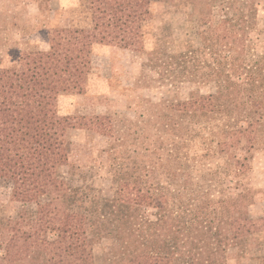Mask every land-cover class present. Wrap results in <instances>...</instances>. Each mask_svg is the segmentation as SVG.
<instances>
[{
  "label": "trees",
  "instance_id": "1",
  "mask_svg": "<svg viewBox=\"0 0 264 264\" xmlns=\"http://www.w3.org/2000/svg\"><path fill=\"white\" fill-rule=\"evenodd\" d=\"M150 1L83 0L86 26L58 32L47 48L31 50L25 64L0 66V186L21 205L14 217L0 218V264H226L229 249L264 230V216L255 219L248 211L247 174L264 140L263 70L252 75L243 63L254 0H164L194 11L203 45H220L232 61L230 73L214 70L213 92L169 104L174 113L208 120L193 128L200 149L191 152L189 141L176 135L182 147L167 148L174 166L164 178L155 174L156 162L146 163L120 179L111 198L61 173L69 129L96 131L110 148L119 137L111 115L53 113L50 96L69 91L77 74L89 70L94 43L142 52ZM231 4L236 15L210 19L212 5ZM186 45L164 53L182 62L196 52L190 39ZM197 153L217 154L225 164L207 174L185 173L181 161ZM102 238L112 246L100 257L93 246ZM260 260L264 264V256Z\"/></svg>",
  "mask_w": 264,
  "mask_h": 264
},
{
  "label": "rangeland",
  "instance_id": "2",
  "mask_svg": "<svg viewBox=\"0 0 264 264\" xmlns=\"http://www.w3.org/2000/svg\"><path fill=\"white\" fill-rule=\"evenodd\" d=\"M254 2L255 14L243 33L247 38L243 63L250 66L246 72L252 75L262 69L264 78V0ZM237 8V4L228 8L212 5L210 19L217 23L236 15ZM88 21L83 0H0V66L25 64L31 50L47 48L58 32L67 35L78 25L86 26ZM195 21L196 14L186 6L174 7L164 0H151L150 15L144 23L142 52L94 43L89 70L77 74L69 91L50 96L49 108L53 113H99L115 118L119 140L113 141L111 148L107 138L96 131L68 130V162L60 170L73 185L93 186L102 196L115 197L118 181L140 172L146 163L156 162L155 174L165 177L167 168L174 166L167 148L182 147V140L176 135L189 141L191 152L200 149V137L193 128L208 120L174 113L169 104L197 92H213L214 70L230 73L233 67L220 45L214 48L203 45L202 27H197ZM188 39L196 49L195 54L182 58V62L166 56L164 50L184 51ZM154 48L159 52L152 58ZM219 164H225L222 156L197 153L183 159L181 168L191 175L207 174ZM247 178L253 193L248 211L257 219L264 216V140L252 152ZM20 206L10 199L9 187L0 186V218L14 217ZM111 246L109 239L102 238L93 248L100 256ZM262 256L264 230L229 249L226 264H261Z\"/></svg>",
  "mask_w": 264,
  "mask_h": 264
}]
</instances>
